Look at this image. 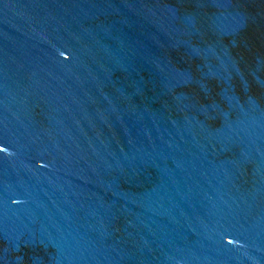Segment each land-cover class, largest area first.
<instances>
[{"label": "water", "instance_id": "water-1", "mask_svg": "<svg viewBox=\"0 0 264 264\" xmlns=\"http://www.w3.org/2000/svg\"><path fill=\"white\" fill-rule=\"evenodd\" d=\"M0 264H264V0H0Z\"/></svg>", "mask_w": 264, "mask_h": 264}]
</instances>
